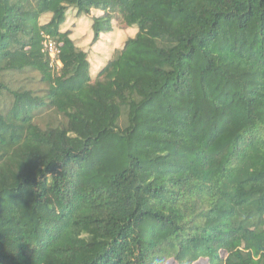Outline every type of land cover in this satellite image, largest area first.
I'll list each match as a JSON object with an SVG mask.
<instances>
[{
    "label": "trees",
    "instance_id": "1",
    "mask_svg": "<svg viewBox=\"0 0 264 264\" xmlns=\"http://www.w3.org/2000/svg\"><path fill=\"white\" fill-rule=\"evenodd\" d=\"M202 260L264 264V0H0V264Z\"/></svg>",
    "mask_w": 264,
    "mask_h": 264
},
{
    "label": "rangeland",
    "instance_id": "2",
    "mask_svg": "<svg viewBox=\"0 0 264 264\" xmlns=\"http://www.w3.org/2000/svg\"><path fill=\"white\" fill-rule=\"evenodd\" d=\"M70 22L68 24H64L61 29L62 30H76L74 39L78 40L79 45L84 46V48L89 52L91 62L98 60L100 55H107L108 51H111L112 48L120 49L123 47L125 42L134 37L137 33V29H130L127 31L124 30H116L112 35L107 36L105 38H101L99 43L95 45L92 44L93 34L90 28L91 22L83 17L79 19L76 18L73 12L69 13ZM50 17L46 16L42 19V23L49 22ZM75 23V24H73ZM37 84L31 83V87L36 88ZM166 264H176L174 261H169ZM196 264H208L206 260L199 261Z\"/></svg>",
    "mask_w": 264,
    "mask_h": 264
},
{
    "label": "built area",
    "instance_id": "3",
    "mask_svg": "<svg viewBox=\"0 0 264 264\" xmlns=\"http://www.w3.org/2000/svg\"><path fill=\"white\" fill-rule=\"evenodd\" d=\"M44 50L48 54L52 67H60L61 62L59 60L60 51L55 41L48 39L44 42Z\"/></svg>",
    "mask_w": 264,
    "mask_h": 264
}]
</instances>
